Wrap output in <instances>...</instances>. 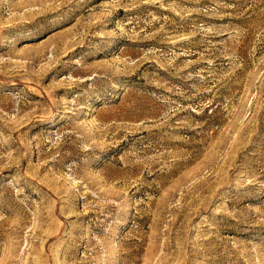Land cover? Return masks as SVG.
Here are the masks:
<instances>
[{"label":"rangeland","instance_id":"rangeland-1","mask_svg":"<svg viewBox=\"0 0 264 264\" xmlns=\"http://www.w3.org/2000/svg\"><path fill=\"white\" fill-rule=\"evenodd\" d=\"M0 264H264V0H0Z\"/></svg>","mask_w":264,"mask_h":264},{"label":"bare ground","instance_id":"bare-ground-1","mask_svg":"<svg viewBox=\"0 0 264 264\" xmlns=\"http://www.w3.org/2000/svg\"><path fill=\"white\" fill-rule=\"evenodd\" d=\"M5 258V257H4Z\"/></svg>","mask_w":264,"mask_h":264}]
</instances>
